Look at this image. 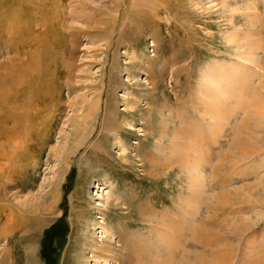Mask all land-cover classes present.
Masks as SVG:
<instances>
[{"label":"rangeland","instance_id":"rangeland-1","mask_svg":"<svg viewBox=\"0 0 264 264\" xmlns=\"http://www.w3.org/2000/svg\"><path fill=\"white\" fill-rule=\"evenodd\" d=\"M48 5L63 25L50 52L60 89L36 106L43 125L16 130L18 149L0 136V264H33L34 247L38 264H105L82 250L81 210L95 242L131 220L138 253L264 264V0ZM107 109L117 129L101 136ZM79 131L87 144L70 152ZM13 209L26 222L10 228ZM170 227L179 238L162 245Z\"/></svg>","mask_w":264,"mask_h":264},{"label":"bare ground","instance_id":"bare-ground-1","mask_svg":"<svg viewBox=\"0 0 264 264\" xmlns=\"http://www.w3.org/2000/svg\"><path fill=\"white\" fill-rule=\"evenodd\" d=\"M51 1L52 0H0V56L6 53L7 50L8 52L15 53V57L12 60L6 62L0 61V136H5V141L16 149L21 146L17 145L20 143H15L16 130L20 129L23 124L26 125L28 130H36L38 126L43 125V123H41L43 122V112H38L40 109L36 108V106L44 105V107H47V103H49L50 100H55L60 89V84L53 78L54 70L52 65L54 64V57L50 52L53 49L52 46H56L55 44L58 42V37H62L61 26L63 25H61L62 19L61 15H58V11H54L53 8L51 9V6L49 7L48 4H50ZM37 2H39L40 7L36 6L37 4L35 3ZM26 4L28 5L26 6ZM53 36H57L54 43L51 42ZM101 96L102 94L95 98L96 100L90 104L87 112L82 116L84 118L83 124L87 123L94 126V122H92L91 119L96 118L97 111L99 107H101ZM116 118L117 116L115 117L113 113L110 112V109H107L105 119L101 123V136H104L107 129H117V125L115 124ZM40 120L41 122H39ZM3 124H9V126H3ZM92 130L93 129H91V133ZM91 133H86L85 131L80 132L76 144L71 147L70 152H75L79 145L87 144L86 138L88 139ZM94 147L95 148L90 150L91 153L99 154V151L103 153L100 147L97 145ZM20 152L21 151L18 150V153H14L15 155H13V153L7 154V160L11 163V166L15 164L13 162L16 161L15 159L20 155ZM124 163L126 165V159H124ZM7 174L9 175L8 172ZM129 208L130 204L127 209ZM9 212V215L12 216V218L8 217V222L10 221V223H12L10 228L19 227L26 222L14 209L9 210ZM80 212L79 226L82 227V223L85 222V224L88 225L89 221L87 222L84 218L85 210H81ZM125 216L129 217L131 215L127 212ZM124 223L125 226H116L113 227L112 230L101 226L103 235L101 236L102 239L97 242L89 237L88 226L84 225V227L81 228V240L84 248L81 247L84 252L86 251L88 254H92L90 255V260L94 259L95 262H105V264H111L112 262L117 264H152L153 257L151 256L153 254H157V256L153 258H156L157 261L161 259V257L165 258L169 254L170 259L167 258L166 261L169 262L168 264H172V259L175 260V257L170 256L172 251L168 252L169 249L164 250L158 248L155 250H147V253H144V251H140L139 253L136 252V243L140 241L134 236L133 231L129 230L133 223L131 220L124 221ZM96 227L97 225H94L92 230H95ZM170 228L169 231L164 232L165 234L163 236L165 238L161 236L164 239L161 240L162 245H166L167 242L173 245L176 239L178 240L179 238V228L175 227L177 228L176 230L174 227L173 230L172 227ZM115 236L118 240H116L117 238ZM141 242L143 241L141 240ZM33 249L34 250L29 254V258L33 264H38V255L35 253L36 247ZM141 252H143V255L149 254V256L145 258L143 257L144 261H142L144 263H141L140 260ZM219 252H221V255L223 254L222 250H215L213 254H219ZM201 260V264H222L223 261L220 255H217V257L215 256L213 260L207 259L206 257Z\"/></svg>","mask_w":264,"mask_h":264}]
</instances>
